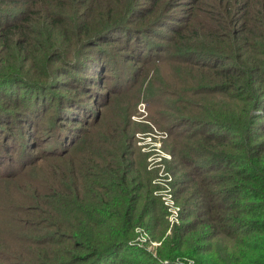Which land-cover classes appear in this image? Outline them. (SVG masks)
Masks as SVG:
<instances>
[{
	"label": "trees",
	"instance_id": "16d2710c",
	"mask_svg": "<svg viewBox=\"0 0 264 264\" xmlns=\"http://www.w3.org/2000/svg\"><path fill=\"white\" fill-rule=\"evenodd\" d=\"M66 2L0 0V62L7 66L0 71V100L5 98L4 93L15 88L31 95L30 106L37 108L40 104L43 108L39 94L45 90V84L36 80V73L30 72L33 66L38 68L41 64L48 68L52 61L49 56L41 58L39 53L51 50L60 58L57 53L60 51L69 58L70 46H87L90 50L97 41L107 44L108 36L118 33L126 47L131 46L138 53L134 55L135 61L144 64L156 61L159 65L177 58L176 68L183 77L180 83L187 84L199 74L203 94L234 99L241 109L233 120L213 122L216 118L211 113L200 120L191 110L193 102L185 93H194L198 84L193 92L191 89L172 94L179 113L181 106L185 107L184 112H189L185 113L188 119H181L187 122L179 120L177 127L188 122L190 126L198 124L199 130H204L201 134L206 150L202 153L195 148L191 150L196 158L193 166L196 173L191 171L196 180L191 187L194 199L189 198L186 221L179 229L182 232H175L157 257L131 243L135 228L143 227L147 218L154 221L160 210L157 212L152 205L149 208L147 202L151 199L146 196L138 212L134 204L139 187L137 190L133 185L141 182L137 174L128 170L123 151L116 153L121 144L114 154L108 155L113 160L109 162L99 147L97 157L104 162L95 165L93 171L84 165L91 162L89 158L73 160L79 171L70 176L67 170L65 178L69 184L62 190L65 204L55 201L59 194H54L48 208L37 211V218L52 223L42 227V233L48 236L45 242L50 243V235L54 234L67 244L58 253L52 245H43L40 252L33 253L37 258L32 255V264H180L176 257L189 254V239L196 249L202 248L201 245L205 248L203 254H211L222 235L231 240V245L220 246L228 256L203 257L199 259L201 264H264V0H203L199 5L195 0ZM184 3L187 10L175 11ZM38 8L45 13L44 31H37L39 23L32 19ZM161 8L164 14L156 17ZM146 12L147 15L141 16ZM134 16L141 19L132 20ZM186 31L202 39L195 38L193 44H188L190 41L184 42ZM38 43L43 45L39 47ZM13 56L18 57L17 62L12 61ZM12 62L19 65L12 67ZM136 75L137 71L131 73L133 78ZM18 95L21 102L28 97L24 95L23 101L21 93ZM61 103L59 98L58 104ZM11 116L0 112V126H10ZM59 136L62 142L69 138L61 130ZM75 140L76 137L70 147ZM91 200L95 202L90 203ZM87 202L90 204L86 205ZM24 221L21 219L20 224ZM27 224L16 232L30 233ZM52 229L54 233L50 234L48 230ZM205 242L208 245H203Z\"/></svg>",
	"mask_w": 264,
	"mask_h": 264
},
{
	"label": "rangeland",
	"instance_id": "374dc122",
	"mask_svg": "<svg viewBox=\"0 0 264 264\" xmlns=\"http://www.w3.org/2000/svg\"><path fill=\"white\" fill-rule=\"evenodd\" d=\"M201 2L203 0H195L194 3L199 5ZM37 10L32 13L36 14L32 19L39 23L36 30L44 31L42 20L45 13ZM184 10H187L185 3L175 11ZM161 14H164L162 8L156 17ZM145 15L147 12L141 14ZM140 17L131 19L139 20ZM110 35L107 44L97 41L96 47L90 50L87 46H70L72 56L69 58L62 56L60 51H57L60 58L51 50L39 53L41 58L49 56L52 61L48 68L42 64L38 68L30 66L33 69L30 73H36V80L46 87L39 94L43 108L40 104L37 108L30 106L31 95L10 86L12 92L4 93L5 98L0 100V112L12 114L10 126H0V264H32L33 253L40 252L43 245H52L56 253L65 248L67 242L63 243L64 240L54 234L50 235V243L45 242L48 236L41 230L51 220L42 222V218H37V211L47 209L54 194H59L62 199L58 197L55 201L65 204L62 190L69 184L65 178L67 170L72 176L74 171H79L73 160L87 161L88 158L91 162L84 165L95 170V165L104 162L97 157L99 147H102L101 155L107 156L109 162L113 160L108 155L114 154L122 144L116 153L123 151L128 170L137 174L141 182L133 185L137 190L139 187L134 204L138 212L143 208L146 196L151 199L147 202L149 208L152 205L157 212L160 210L154 221L147 218L143 227L135 228L131 243L157 257L164 243L175 232H182L179 229L185 223L189 198L194 199L191 187L196 181L191 172L196 173L193 168L196 158L191 150L195 148L202 153L206 150V143L201 134L204 130H199L198 124L190 126L188 122L177 127L180 121L187 122L181 119H188L185 113L189 112H184L185 107L181 106L182 113H179V105L172 94L191 89L193 92L201 77L197 74L187 84L180 83L183 77L176 68L177 58L159 65L156 61L137 62L133 58L138 53L131 46L130 49L126 47L124 38L118 33ZM184 37V42L190 41L188 44H193L195 38L197 41L202 39L191 31H186ZM147 41L151 44L149 38ZM37 45L41 47L43 44ZM17 60L18 57L13 56L12 61ZM16 65L12 62L11 66ZM0 67V71L7 68L1 62ZM133 71H137L134 78L131 76ZM199 87V84L195 86L194 93L185 91L187 99L193 102L190 108L198 115L197 119L205 120L206 114L211 113L216 118L213 122L224 118L233 120L235 113H239L241 105L236 100L223 99L215 94L207 96ZM20 93L23 101L24 95L28 96L26 101L21 102ZM59 98L61 104H58ZM258 114L262 115L261 112ZM60 130L69 136L63 142L60 136L57 137ZM75 137V144L70 147ZM79 205L83 204L80 202ZM32 215L35 216L30 218ZM21 219L25 220L22 224ZM25 224L30 233L16 232ZM48 231L54 233V229ZM218 242L213 253L203 254L205 248L201 245L202 248L196 249L189 239V254L177 256L179 261L176 262L201 264L199 259L203 257H227V251L220 246L231 245V240L222 235ZM199 253L203 256L197 255ZM33 257L36 259L37 254Z\"/></svg>",
	"mask_w": 264,
	"mask_h": 264
}]
</instances>
